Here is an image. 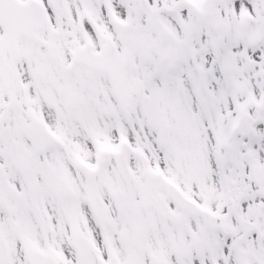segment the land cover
Here are the masks:
<instances>
[{
  "label": "snow or ice",
  "instance_id": "6c2138e0",
  "mask_svg": "<svg viewBox=\"0 0 264 264\" xmlns=\"http://www.w3.org/2000/svg\"><path fill=\"white\" fill-rule=\"evenodd\" d=\"M0 264H264V0H0Z\"/></svg>",
  "mask_w": 264,
  "mask_h": 264
}]
</instances>
